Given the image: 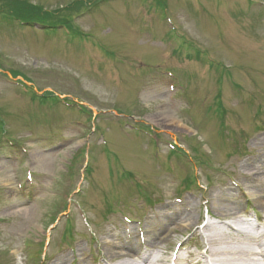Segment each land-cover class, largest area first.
Returning a JSON list of instances; mask_svg holds the SVG:
<instances>
[{
	"label": "rangeland",
	"instance_id": "obj_1",
	"mask_svg": "<svg viewBox=\"0 0 264 264\" xmlns=\"http://www.w3.org/2000/svg\"><path fill=\"white\" fill-rule=\"evenodd\" d=\"M159 1L164 11L156 0H0L2 12L21 5L31 21L80 33L20 27L0 13V264L123 261L134 246L126 234L139 227L160 233L147 250L168 264L193 229L238 215L212 208L222 190L264 225L246 192L264 168L255 143L264 139V0ZM18 80L78 103L90 120L37 104ZM184 212L191 219L179 220Z\"/></svg>",
	"mask_w": 264,
	"mask_h": 264
},
{
	"label": "bare ground",
	"instance_id": "obj_2",
	"mask_svg": "<svg viewBox=\"0 0 264 264\" xmlns=\"http://www.w3.org/2000/svg\"><path fill=\"white\" fill-rule=\"evenodd\" d=\"M255 143L258 147H264V139H257ZM261 171L263 177L259 183L250 186L247 190L248 197L256 210L264 208V168ZM242 172L248 173V170ZM260 187L262 188L258 190ZM233 198L230 193L227 195L220 193L213 199L212 208L216 212L235 210L238 215H228L231 222L227 224H221L225 219H219L220 223H205L201 230L194 232L195 238L200 240L197 245L198 252L195 254L187 252L185 257L177 255L173 264H264V225L262 224L260 227L256 219L249 218L246 212L240 210L241 202L233 201ZM255 213L258 217V212ZM239 214L246 219H238ZM213 215L210 217H214ZM178 217L179 220H188L191 219V214L184 212L178 214ZM165 218L167 222L174 221L170 217ZM162 228L163 232L168 231L167 226H162ZM159 239V232H144L141 239L134 242L129 254L125 255V260L122 261L123 256L118 254L109 260L112 262L111 264H163L164 261L159 259V256L155 257V254H150V251L147 250L152 248L151 244ZM105 245L112 249L116 246L111 240L107 241ZM66 259H68L67 256L62 255L56 258L53 264H64ZM116 260L119 262L115 263Z\"/></svg>",
	"mask_w": 264,
	"mask_h": 264
},
{
	"label": "trees",
	"instance_id": "obj_3",
	"mask_svg": "<svg viewBox=\"0 0 264 264\" xmlns=\"http://www.w3.org/2000/svg\"><path fill=\"white\" fill-rule=\"evenodd\" d=\"M9 8H10V10L8 9L5 12H2L0 10L1 15H7L9 17H13L14 20L24 22V23L31 21L29 19L30 16H33V15L35 16V12L33 11V9L30 10V8L28 9V8L22 7L21 5H20V7L17 6L15 8V7L10 6ZM60 22L63 23L62 20H60Z\"/></svg>",
	"mask_w": 264,
	"mask_h": 264
}]
</instances>
